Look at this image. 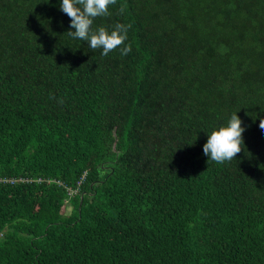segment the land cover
I'll return each mask as SVG.
<instances>
[{
    "label": "trees",
    "instance_id": "16d2710c",
    "mask_svg": "<svg viewBox=\"0 0 264 264\" xmlns=\"http://www.w3.org/2000/svg\"><path fill=\"white\" fill-rule=\"evenodd\" d=\"M61 3L0 0V264H264V0H117L126 56Z\"/></svg>",
    "mask_w": 264,
    "mask_h": 264
},
{
    "label": "clouds",
    "instance_id": "9594fccd",
    "mask_svg": "<svg viewBox=\"0 0 264 264\" xmlns=\"http://www.w3.org/2000/svg\"><path fill=\"white\" fill-rule=\"evenodd\" d=\"M116 2L117 0H62L60 11L71 19L70 29H73L66 34L73 39L85 41L93 51L102 49L103 56H108L111 51L122 45L121 55H128L131 52V45H124V42L127 40L130 24L117 23L111 31L104 26L92 27L97 17L110 15L109 6L115 5ZM120 11L123 13V6ZM58 102L62 104L63 99ZM241 125L242 120L237 113H233L226 126H221L208 134L207 142L203 146L204 155L211 161L221 164L236 158L243 149L242 145L244 146L242 134L246 129ZM259 127L264 130V118H260Z\"/></svg>",
    "mask_w": 264,
    "mask_h": 264
},
{
    "label": "rangeland",
    "instance_id": "374dc122",
    "mask_svg": "<svg viewBox=\"0 0 264 264\" xmlns=\"http://www.w3.org/2000/svg\"><path fill=\"white\" fill-rule=\"evenodd\" d=\"M70 211H71V208L67 209V213H70Z\"/></svg>",
    "mask_w": 264,
    "mask_h": 264
},
{
    "label": "built area",
    "instance_id": "2783aa9c",
    "mask_svg": "<svg viewBox=\"0 0 264 264\" xmlns=\"http://www.w3.org/2000/svg\"><path fill=\"white\" fill-rule=\"evenodd\" d=\"M2 182H4V183H5V182H8V181H5V180H3V179H2Z\"/></svg>",
    "mask_w": 264,
    "mask_h": 264
}]
</instances>
